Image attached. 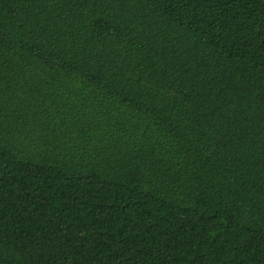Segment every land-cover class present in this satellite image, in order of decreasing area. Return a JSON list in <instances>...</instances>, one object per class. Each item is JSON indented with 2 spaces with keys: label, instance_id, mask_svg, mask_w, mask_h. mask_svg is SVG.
I'll list each match as a JSON object with an SVG mask.
<instances>
[{
  "label": "trees",
  "instance_id": "trees-1",
  "mask_svg": "<svg viewBox=\"0 0 264 264\" xmlns=\"http://www.w3.org/2000/svg\"><path fill=\"white\" fill-rule=\"evenodd\" d=\"M0 264H264V0H0Z\"/></svg>",
  "mask_w": 264,
  "mask_h": 264
}]
</instances>
